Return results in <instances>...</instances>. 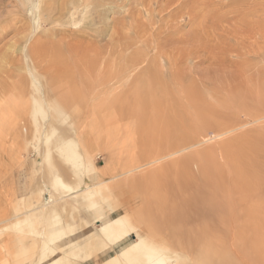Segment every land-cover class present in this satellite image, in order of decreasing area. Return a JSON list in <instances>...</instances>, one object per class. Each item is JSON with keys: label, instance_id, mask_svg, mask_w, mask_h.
<instances>
[{"label": "rangeland", "instance_id": "obj_1", "mask_svg": "<svg viewBox=\"0 0 264 264\" xmlns=\"http://www.w3.org/2000/svg\"><path fill=\"white\" fill-rule=\"evenodd\" d=\"M130 1L102 7L101 23L53 13L37 27L35 0H0V264L32 254L34 232L3 228L44 198L61 197L50 190L53 171L73 186L103 185L97 212L58 203L64 221L82 227L68 241L87 240L100 212L107 213L103 221L123 218L137 227L81 264H100L139 234L179 264H264V0ZM145 77L161 97L169 88L167 95L144 99ZM182 136L195 142L184 140L177 154L148 162ZM65 142L89 164L85 169L61 158ZM200 196L204 218L193 214ZM182 229L188 234L179 235ZM193 237L203 245L189 244Z\"/></svg>", "mask_w": 264, "mask_h": 264}, {"label": "bare ground", "instance_id": "obj_2", "mask_svg": "<svg viewBox=\"0 0 264 264\" xmlns=\"http://www.w3.org/2000/svg\"><path fill=\"white\" fill-rule=\"evenodd\" d=\"M117 0H35V11H34V14H33V19L36 20V25L37 27L40 25L39 23H42L41 19H46L48 22H49V19L52 18V14L55 13L56 17L58 16L60 19H73L75 20V22L79 19V21L81 20H84L86 23H91L92 21V24H95L94 21L95 20H98V22L101 23V20L104 18L105 14H106V11L105 9L102 7H106V5L108 4H113L112 2H116ZM120 2H122L121 0H118ZM126 1V0H125ZM128 1V0H127ZM130 1V0H129ZM132 1V0H131ZM130 1V4H133L134 1H137V0H134L132 3ZM141 1L142 4H144L142 1L143 0H139ZM148 0H146L147 2ZM153 1V0H152ZM150 2V1H149ZM160 2V1H159ZM158 2V3H159ZM162 2V1H161ZM166 2H169V1H166ZM165 2V3H166ZM119 3V2H118ZM116 2V4H118ZM129 3V2H128ZM135 3V2H134ZM110 4V5H111ZM137 4V3H136ZM134 4V6L136 5ZM140 4V3H139ZM149 4V3H147ZM145 4V5H147ZM157 4V3H156ZM169 4V3H167ZM109 5V6H110ZM108 6V7H109ZM107 7V8H108ZM106 8V10H107ZM135 8V7H134ZM102 9V10H101ZM124 9V8H123ZM130 9V8H129ZM27 12V11H26ZM126 12H130V11H126ZM134 12V11H133ZM25 13V12H24ZM31 13V12H29ZM130 14V13H129ZM30 15V14H29ZM57 17V18H58ZM128 17V16H127ZM54 18V17H53ZM95 19V20H94ZM33 21V20H32ZM51 21V20H50ZM78 21V22H79ZM104 21V19H103ZM34 23V24H35ZM58 24V23H57ZM80 24V23H79ZM83 24V23H82ZM99 24V23H98ZM119 24V23H118ZM56 25V24H54ZM102 25V24H101ZM57 26V25H56ZM55 26V27H56ZM84 26V24H83ZM88 26V25H87ZM59 28V26H57ZM56 27V28H57ZM92 27V25H91ZM115 27V26H113ZM123 27V26H122ZM80 28V27H79ZM122 29V28H121ZM92 30V29H91ZM102 30V29H101ZM114 30V29H112ZM115 31V30H114ZM100 32V31H99ZM98 32V34H99ZM44 34V33H43ZM53 34V33H52ZM103 34V33H102ZM46 35V34H45ZM42 36V35H41ZM148 40V39H147ZM157 42V41H156ZM145 54V53H144ZM136 61V60H135ZM151 63V62H150ZM149 71V70H148ZM153 74V73H152ZM147 76V74H145ZM149 75V73H148ZM150 76V75H149ZM148 76V77H149ZM147 77V78H148ZM152 76H150L149 78H151ZM160 77V76H159ZM142 78L144 80V76L142 75ZM142 78H140V81H142ZM155 79V78H154ZM153 79V80H154ZM145 80L144 82H140L141 83V86H139V89H141L140 87H142V90L140 91H145V93L147 94L145 97L147 98H144L146 99L148 102H152V99H153V96L156 97L157 93L159 92L156 88H155V84H154V87L152 86L151 82L149 81L150 79H146L145 77ZM162 80V79H161ZM139 82V81H138ZM165 82V81H164ZM138 83V85L140 84ZM163 83V82H162ZM158 84V82H157ZM161 84V83H160ZM159 84V87H162L161 85ZM166 84V83H165ZM164 84V85H165ZM163 85V88H165ZM167 85V84H166ZM158 86V85H157ZM158 87V88H159ZM168 88V87H167ZM166 89V88H165ZM163 89V90H165ZM169 89V88H168ZM168 89H166L167 92ZM160 90V89H159ZM162 90V88H161ZM160 90V91H161ZM162 90V91H163ZM133 92L134 94L136 93V90L133 89ZM138 91V90H137ZM139 91V92H140ZM161 91V92H162ZM166 91H164V95L167 93ZM160 93V92H159ZM163 93V92H162ZM258 93V92H257ZM140 95V93H138ZM142 94V92H141ZM256 94V93H255ZM139 95H136L138 98ZM152 96V99H150V101L148 100V98H151L149 97ZM159 95V94H158ZM157 95V96H158ZM162 95V94H160ZM159 95L160 98H164V95L163 97H161ZM167 95V94H166ZM165 95V96H166ZM169 95V94H168ZM52 96V95H51ZM135 97V95H133ZM170 96V95H169ZM53 97V96H52ZM133 97V98H134ZM142 97V98H141ZM140 98L142 99V102H145L146 104V100L143 101V95L140 96ZM168 98V96H167ZM157 98H155L156 100ZM169 99V98H168ZM190 99V98H189ZM154 100V99H153ZM155 100L153 102H155ZM159 100V99H158ZM162 102H167V101H163V99H160ZM159 100V101H160ZM165 100V99H164ZM158 101V104L153 105L152 107H154L156 110L158 108V110L160 109L159 107L157 106H161L160 103ZM160 101V102H161ZM170 101V100H169ZM168 101V102H169ZM152 102V103H153ZM176 102V101H175ZM179 102V101H178ZM137 103V102H136ZM184 103V102H183ZM192 103V102H191ZM190 103V104H191ZM40 104V103H39ZM134 104V103H133ZM149 103H147L146 105H148ZM155 104V103H154ZM164 104L163 103V110H164ZM176 104V103H175ZM36 105V104H35ZM168 104L165 105V108ZM174 105V104H173ZM186 105V104H185ZM41 106V105H39ZM38 106V107H39ZM140 106V105H139ZM176 106V105H174ZM37 107V108H38ZM132 107V106H131ZM142 108V106H140ZM144 107V106H143ZM151 107V108H152ZM168 107V106H167ZM134 108V107H133ZM132 108V109H133ZM138 108V107H137ZM152 108V110L154 109ZM177 108V107H176ZM179 108V107H178ZM195 108V107H194ZM40 109V108H39ZM139 109V108H138ZM143 109V108H142ZM148 110L150 108H147ZM173 109V108H172ZM183 109V107L181 108ZM187 109V108H185ZM183 109V110H185ZM128 110V109H127ZM130 110V109H129ZM151 110V109H150ZM161 110V113L162 111ZM167 110H170V108H168ZM180 110V109H179ZM42 111V110H40ZM166 111V109H165ZM173 111V114L175 115L177 111H175L174 109L172 110ZM170 110V112H172ZM190 111V110H189ZM141 112V111H140ZM146 112V110L144 111ZM160 111H158L159 113ZM164 112V111H163ZM168 112V111H167ZM40 113V112H39ZM130 113V112H129ZM157 113V111L155 112ZM159 113V115L161 114ZM181 113V112H180ZM183 113V112H182ZM154 114V113H153ZM152 114V115H153ZM172 114V113H171ZM144 115V114H143ZM155 115V114H154ZM157 115V114H156ZM164 115V114H162ZM161 115V116H162ZM173 117H176V115ZM185 116L187 114H184ZM165 116V115H164ZM182 116V114H181ZM184 118H187L185 117ZM123 117V116H122ZM165 118V117H164ZM189 119H191L190 117H188ZM146 119V118H145ZM161 119V117H160ZM163 119V118H162ZM167 119H170V117H168ZM181 119V118H180ZM178 119V120H180ZM188 120V119H186ZM151 121V120H150ZM154 121V120H153ZM177 121V120H176ZM180 121H183V120H180ZM238 121V120H237ZM138 122V121H137ZM149 122V121H148ZM162 122V121H161ZM167 122V120L165 121ZM179 122V121H178ZM185 122V121H184ZM182 123L184 124L185 126H187V124L185 123ZM145 123V121L143 122ZM153 123V122H152ZM181 123V122H179ZM178 123V124H179ZM192 123V122H191ZM196 123V122H195ZM146 124V123H145ZM162 124V123H161ZM159 124V125H161ZM189 124V123H188ZM194 123L191 124V126L193 127ZM166 126V125H165ZM182 125H180L181 127ZM195 126L197 127V125L195 124ZM233 126V125H232ZM155 127V126H154ZM171 127V126H170ZM173 127V126H172ZM192 127L189 126V128L192 129ZM161 128V126H160ZM164 128V127H163ZM182 128V127H181ZM195 127H193L194 129ZM188 129V128H187ZM200 129V128H199ZM163 130V129H161ZM165 130V129H164ZM189 130V129H188ZM195 130V129H194ZM226 130V129H225ZM224 130V131H225ZM176 131V130H174ZM187 131V130H186ZM195 131H193L194 133ZM169 133V132H168ZM197 133V131H196ZM176 134V132H175ZM195 134V133H194ZM196 135V134H195ZM167 136V135H166ZM188 137V136H187ZM194 137V136H192ZM183 136L181 137V139H175L174 141V145L173 147H169L168 149L164 150L165 153H159L156 152L157 154H155V156H149V159H148V162L150 160L149 163H154L158 160H160L161 158H164V157H169L170 155H174V154H177L180 150V148L182 147L181 144H184L186 140L185 138L182 139ZM191 139V137H189ZM199 138V137H198ZM196 138V139H198ZM47 139H49L47 137ZM200 139V138H199ZM198 139V140H199ZM177 140V141H176ZM193 140V139H192ZM192 140H186V141H189V143L186 142V144L184 146H187V144H190V143H194L195 141L191 142ZM197 140V141H198ZM197 143V142H196ZM168 144V143H167ZM191 145V144H190ZM168 146H171L170 144H168ZM181 146V147H180ZM164 148V147H163ZM167 148V146H166ZM49 150V149H48ZM160 150V148H159ZM59 155L61 156V158H63V160H65V162H67V164L74 168V170H79V169H85L84 165L86 163V161L83 160L82 158V155L79 153V151L77 149H75V146L72 145V144H69L67 142L63 143L61 145V147H59L57 149ZM162 151V150H161ZM163 151V152H164ZM151 155V154H150ZM43 158L46 159L47 161H49L50 159V154L47 153L45 155H43ZM188 160H186L185 162H187ZM133 162V161H132ZM184 162V163H185ZM189 162V161H188ZM183 163V164H184ZM88 163H86L87 165ZM190 164V163H189ZM188 164V165H189ZM89 165V164H88ZM135 166V165H133ZM140 165L136 166V167H133L131 170L129 171H133L137 168H139ZM191 166V165H190ZM189 166V167H190ZM192 168V166H191ZM148 170V169H147ZM192 170V169H191ZM125 171V170H124ZM189 171V170H188ZM149 172V171H148ZM186 172V171H185ZM126 173V172H124ZM195 173V172H194ZM119 175V174H118ZM193 175V174H192ZM184 179V178H183ZM182 179V180H183ZM181 182V181H180ZM179 182V183H180ZM50 190L52 191V193H61V197H59L58 199H52L51 197L50 198H44L42 203H38L39 205L37 206H33L34 208L33 209H27V211L19 214L16 216L17 217V220L14 221V223H12V225H10L9 227H5L3 229H9L10 227H13L15 229H18L20 232H34L33 235L35 236V238L37 239V244H35V246L33 247L32 250V254L30 253V250H29V253L31 255H29V257L27 256L26 258H23V260H20V262H17V264H28L29 261L31 260V258H36V260L32 263V264H72L73 262L70 260H67V258H69L70 256H75V257H71V258H75L74 260V264H76V260L78 259V255H79V259L82 260V262H86L88 260H90L92 258V256L96 255V254H100V253H104L108 250H110L112 247L116 246L117 244L123 242L124 240H126L131 234H133L134 232H136L137 230V227L133 226L130 222H128L127 220L123 219V218H113L111 219L110 221H103L105 220V217L107 216V213L105 212H100L98 213V215L93 218L94 222L98 225H96L92 231L88 232V234H86V237H88L87 240H85L84 242L82 243H79L77 244V242L80 240V239H76V240H73V241H68L70 238L76 236L78 233V229L82 228H78L76 229L75 228V222H73V219L70 220V222H65L64 221V218H63V213H61L57 208V205L59 202L61 201H67L69 202L72 206H75V207H83L84 205L86 206L87 209H89L90 211L93 212V210L96 211V206H97V200H96V197H95V193H97L98 191H100V185L101 184H97V185H89V186H86V187H81L82 186V183L81 181H79L77 184H75L73 186V184H67L65 182H63L60 178V176L56 173V171L52 173L51 175V179H50ZM196 183V182H195ZM201 182H198V184H200ZM178 184V183H177ZM187 184V183H186ZM203 184V183H201ZM192 185V184H191ZM207 185V184H206ZM103 185H101L102 187ZM186 186V185H185ZM182 187V186H181ZM203 187V186H201ZM106 188V184H105V187ZM197 188L198 185H197ZM205 188V187H204ZM204 188H201V190H205ZM214 188V187H213ZM212 188V190H213ZM188 189V188H187ZM190 191V190H189ZM192 191V190H191ZM190 191V192H191ZM195 191V190H194ZM211 191V190H210ZM207 192V191H206ZM183 193V192H182ZM187 193V192H186ZM189 193V192H188ZM195 193V196H196V193L198 192H194ZM205 193V192H204ZM210 193V192H208ZM215 193V192H214ZM48 194V193H47ZM192 194V192H191ZM203 194V192L201 193ZM52 195V194H51ZM193 195V194H192ZM191 195V196H192ZM199 195V194H197ZM210 195V194H209ZM214 195V194H213ZM216 195V194H215ZM194 196V197H195ZM189 197V196H188ZM193 197V196H192ZM211 197V196H210ZM215 197V196H214ZM199 199L200 198H203V197H198ZM212 198V197H211ZM179 200V199H178ZM193 200V199H192ZM196 200V198H195ZM193 200V201H195ZM204 198L203 200L201 201H198L197 204H194L195 206H197L198 204H200V208H197L194 209L196 212H193V214L195 213L196 214H200V212H203L202 211V205H204ZM210 201V200H209ZM212 201V199H211ZM210 201V203H212ZM36 203V202H35ZM184 203V202H183ZM186 203V202H185ZM208 203V204H210ZM65 204V203H64ZM206 204V203H205ZM213 204V203H212ZM211 204V205H212ZM218 204H220L218 202ZM27 205V204H26ZM29 205V204H28ZM35 205V204H34ZM188 205V204H187ZM63 206V205H62ZM183 205H181L180 207H182ZM189 206V205H188ZM209 206V205H208ZM207 206V207H208ZM32 207L31 206V203H30V206L28 208ZM192 207V206H191ZM206 206L204 208L206 209H212L211 207L212 206H209V208H207ZM62 208V207H61ZM70 208V207H69ZM85 208V207H84ZM184 208V207H183ZM181 208V210L183 209ZM190 208V207H189ZM188 208V210H189ZM193 208H195L193 206ZM219 208V207H218ZM221 208V206H220ZM219 208V209H220ZM101 209V207H100ZM216 209V208H214ZM86 210V209H85ZM180 210V209H179ZM180 210V211H181ZM204 210V209H203ZM63 211V210H62ZM99 211V209L97 210ZM96 211V212H97ZM102 211V210H101ZM168 211V210H167ZM186 211V210H185ZM211 211V210H210ZM209 211V213H210ZM215 211H218L217 209ZM76 212V211H75ZM88 212V211H87ZM92 212H90V214L92 215ZM207 213V211H204ZM214 212V210H213ZM89 213V212H88ZM95 213V212H94ZM183 213H184V209H183ZM205 213V215H206ZM186 214V212H185ZM96 215V214H95ZM188 215V214H187ZM202 215V213L200 214ZM208 215V214H207ZM210 215V214H209ZM212 215V213H211ZM197 216V215H196ZM15 217V218H16ZM185 217V216H184ZM204 218L205 216H201V218ZM14 218V219H15ZM89 218V217H88ZM187 218V217H186ZM194 218V217H193ZM207 218V217H206ZM183 219V218H182ZM208 219V218H207ZM88 220V219H86ZM211 220V219H210ZM89 221V220H88ZM184 220H179V222L183 223ZM214 221V219H213ZM84 222V221H83ZM93 222V223H94ZM81 224V223H80ZM92 224V223H91ZM83 225V223H82ZM81 225V226H82ZM199 225V224H198ZM203 223L201 224V227L202 228L203 226ZM86 226H89V225H86ZM169 226V225H168ZM183 225H181L182 227ZM84 227H85V224H84ZM198 228V226H197ZM206 228V227H204ZM181 229V228H180ZM176 229H174L175 231ZM178 230V229H177ZM199 230H202V229H199ZM199 230L198 231V234H199ZM189 231V230H188ZM182 232H186V230H181V233L180 231L178 233H180L179 235H184L182 234ZM29 233V234H30ZM139 233V232H138ZM192 233V232H191ZM27 234V233H26ZM172 234V233H171ZM185 234V236H186ZM203 234H207L206 231H204ZM168 235V234H167ZM174 235V234H173ZM190 235V234H189ZM193 236V233L191 234ZM201 235V234H199ZM175 236V235H174ZM191 236V237H192ZM196 236V235H195ZM180 237L182 236H179L178 239H176L177 241L180 239ZM187 237V236H186ZM198 237V236H196ZM195 237V238H196ZM201 237V236H199ZM205 237V235H204ZM173 238V237H172ZM190 238V237H189ZM188 238V239H189ZM195 238L193 237V241L195 242H191V243H194V244H197V240H195ZM209 238V237H208ZM197 239V238H196ZM200 239V238H199ZM198 239V240H199ZM205 239V238H204ZM211 239V238H210ZM65 240L66 241V245H64L63 247H58L57 246V243L60 242V241H63ZM173 240V239H172ZM175 240V241H176ZM192 240V239H191ZM207 240V239H206ZM176 241V242H177ZM205 241V240H204ZM64 242V241H63ZM184 242V241H183ZM200 242V240H199ZM209 242V241H208ZM201 243V242H200ZM199 246H202L203 244L201 243V245ZM181 244V242H180ZM185 245V243H184ZM193 245V244H192ZM194 248V247H193ZM157 249V248H156ZM152 245L150 246V243L149 241H147L144 236L140 235L133 241V243H131L128 247H126L125 249L121 250L119 253H116L114 255H112L110 258H108L107 260L103 261L101 264H179V261H178V258L176 260L172 259L171 257H163L162 254H160L161 252H159L158 250H156ZM202 250V249H201ZM34 252V253H33ZM26 253V252H24ZM201 253V252H200ZM22 255V254H20ZM19 255V256H20ZM25 255V254H24ZM166 255V254H165ZM164 255V256H165ZM221 255V254H220ZM181 260V259H180ZM218 260V259H216ZM214 261V260H213ZM27 262V263H26ZM205 262H206V259H205ZM217 262V261H216ZM219 262V261H218ZM205 264H212L210 262H207ZM214 264V263H213ZM220 264V263H219ZM222 264V263H221ZM228 264H229V261H228Z\"/></svg>", "mask_w": 264, "mask_h": 264}, {"label": "crops", "instance_id": "obj_3", "mask_svg": "<svg viewBox=\"0 0 264 264\" xmlns=\"http://www.w3.org/2000/svg\"><path fill=\"white\" fill-rule=\"evenodd\" d=\"M85 184H86V183H82L83 186H84ZM91 226H92V224H91ZM82 231H84V229H83ZM82 231H81V232H82ZM79 232H80V231H77V233H79ZM63 241H64V242H63ZM63 241L58 242V243H57V246H58V247H63L64 245H66V241H65V240H63ZM124 241H125V240H124ZM121 243H122V242H121ZM119 244H120V243H119ZM117 245H118V244H117ZM128 246H129V245L125 246V247L122 248L121 250L125 249V248L128 247ZM121 250H120V251H121ZM108 251H109V250H108ZM108 251H106V252H104V253L96 254V255L92 256V258H91L90 260H88V261H86V262H78L77 264H81V263H89V262H91L94 258H97V257H99L100 255H103V254L107 253ZM120 251H118V252H120ZM111 254H112V253H111ZM115 254H116V252H115ZM109 255H110V254H109ZM109 255H108V256H109ZM108 256H107V257H108ZM107 257H106V258H107ZM106 258H105L103 261L107 260ZM103 261H102V262H103ZM102 262H101V263H102ZM101 263H100V264H101Z\"/></svg>", "mask_w": 264, "mask_h": 264}]
</instances>
